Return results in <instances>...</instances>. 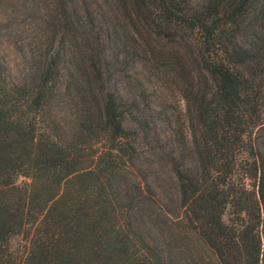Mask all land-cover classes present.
<instances>
[{"label":"trees","instance_id":"obj_1","mask_svg":"<svg viewBox=\"0 0 264 264\" xmlns=\"http://www.w3.org/2000/svg\"><path fill=\"white\" fill-rule=\"evenodd\" d=\"M21 4L0 264H264V0Z\"/></svg>","mask_w":264,"mask_h":264},{"label":"rangeland","instance_id":"obj_2","mask_svg":"<svg viewBox=\"0 0 264 264\" xmlns=\"http://www.w3.org/2000/svg\"><path fill=\"white\" fill-rule=\"evenodd\" d=\"M23 17L24 9L21 4V0H0V25H10L19 22V26L22 27L23 24L21 20ZM0 52L1 54H4L9 58L13 68L12 73L17 74L18 70H20V67L23 64L21 58L17 55V53L14 52L13 49H10L6 44H3ZM163 169L164 168H159V171H164ZM162 179L163 180H161V182H158L162 185L160 195L163 196L165 200H168V202H170L169 200L170 197H172L173 191L172 184L164 173Z\"/></svg>","mask_w":264,"mask_h":264}]
</instances>
